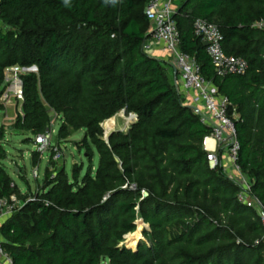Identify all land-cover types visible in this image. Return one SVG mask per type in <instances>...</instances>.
I'll list each match as a JSON object with an SVG mask.
<instances>
[{"label":"trees","instance_id":"trees-1","mask_svg":"<svg viewBox=\"0 0 264 264\" xmlns=\"http://www.w3.org/2000/svg\"><path fill=\"white\" fill-rule=\"evenodd\" d=\"M146 2L0 0V97L6 68L36 71L22 77L11 129L34 138L54 114L59 138L84 130L99 156L80 183L77 170L72 180L46 170L43 192L1 225L12 264H264L256 212L220 165L208 166L210 129L184 106L166 63L143 51ZM198 18L218 27L225 54L247 63L244 75L216 76L193 34ZM175 20L179 50L228 100L237 165L264 204V0H182ZM121 111L136 121L106 143L102 126L108 134ZM4 139L0 126V201L21 199L2 164Z\"/></svg>","mask_w":264,"mask_h":264},{"label":"built area","instance_id":"built-area-1","mask_svg":"<svg viewBox=\"0 0 264 264\" xmlns=\"http://www.w3.org/2000/svg\"><path fill=\"white\" fill-rule=\"evenodd\" d=\"M181 2L182 0H147L143 13L150 22V29L149 37L143 43V51L151 55L154 46H159L171 56V60H165L166 65L176 74L174 86L181 94L184 106L191 108L199 116L201 123L210 129V134L202 142L208 166L214 169L220 165L226 176L234 181L238 188V202L256 212L263 228V234L255 245H264V204H261L251 194V180L240 172L237 165L240 147L233 117H229L228 100L200 74L194 59L179 50L180 38L175 16L179 12ZM262 26V23L257 24V27ZM193 34L202 43H207L206 53L217 77L224 78L246 73L247 63L242 58L228 56L223 51V36L215 24L204 19H195ZM27 72L32 71L18 65L5 69L0 97L2 108L13 104L22 106V77ZM129 116L136 121L132 115ZM53 132V128L49 126L44 133L33 138V143L38 153L45 154L52 151L54 155L51 160L57 161L61 153L56 148L53 149L51 142ZM38 176V169L35 168L32 177L38 179ZM35 198L23 202L21 207L15 205L17 201L15 195L9 199H2L0 201V227L16 210L21 209L27 202L34 201ZM2 241L0 236V264H12L11 258L1 247Z\"/></svg>","mask_w":264,"mask_h":264},{"label":"rangeland","instance_id":"rangeland-1","mask_svg":"<svg viewBox=\"0 0 264 264\" xmlns=\"http://www.w3.org/2000/svg\"><path fill=\"white\" fill-rule=\"evenodd\" d=\"M31 71L36 72L34 68H31ZM17 114H22V109L19 104L3 107L0 111V126H2L5 134V139L2 143L6 152V158L2 161V164L7 174H9L17 186L19 195L21 196V199L16 196V206L21 207L23 202L31 198L33 199L43 192L46 184V170L52 171L53 174L64 171L69 180H72V173L77 170L79 172L78 183L81 182L85 173L90 172L94 174L98 166L99 156L90 141H85L84 130L69 131L68 137L66 139H61L57 135L61 120L54 114H51L49 126L54 130L51 140L52 146L53 149L56 148L61 153L58 160L53 161L51 160L54 155L52 151L46 152L45 154L37 152L33 143V137L30 134L11 129ZM112 118L114 119V127L110 131L111 133H124L128 130L130 125L135 122L122 111ZM102 129L104 132V140L106 136L111 133L109 132L107 134L103 126ZM86 143L89 145L90 150L84 147ZM35 168L38 169V179L32 177V172ZM52 178H54V175L50 179ZM146 230H148L147 226L141 227L140 240L144 239L143 231ZM127 242L125 243L126 246H128ZM128 247L132 248L133 246Z\"/></svg>","mask_w":264,"mask_h":264},{"label":"crops","instance_id":"crops-1","mask_svg":"<svg viewBox=\"0 0 264 264\" xmlns=\"http://www.w3.org/2000/svg\"><path fill=\"white\" fill-rule=\"evenodd\" d=\"M164 63H166L167 60H171V56L169 54H167L166 52H164L159 46H154L152 54L150 55ZM166 60V61H165ZM168 73L170 78L172 79L173 84L176 81V74L174 72V70L172 68H168Z\"/></svg>","mask_w":264,"mask_h":264},{"label":"water","instance_id":"water-1","mask_svg":"<svg viewBox=\"0 0 264 264\" xmlns=\"http://www.w3.org/2000/svg\"><path fill=\"white\" fill-rule=\"evenodd\" d=\"M190 13V12H189ZM186 14V13H185ZM203 46L204 47H207V43H203ZM122 112H124V111H122ZM135 119H136V116L135 115H132ZM108 138H109V135L108 136H106V138L104 139V141L106 142V143H108ZM147 196V193H143V197H146ZM29 249H31V248H29Z\"/></svg>","mask_w":264,"mask_h":264},{"label":"clouds","instance_id":"clouds-1","mask_svg":"<svg viewBox=\"0 0 264 264\" xmlns=\"http://www.w3.org/2000/svg\"><path fill=\"white\" fill-rule=\"evenodd\" d=\"M65 2L67 3V0H65ZM106 2H107V0H106ZM113 2H114V0H113Z\"/></svg>","mask_w":264,"mask_h":264},{"label":"bare ground","instance_id":"bare-ground-1","mask_svg":"<svg viewBox=\"0 0 264 264\" xmlns=\"http://www.w3.org/2000/svg\"><path fill=\"white\" fill-rule=\"evenodd\" d=\"M130 121V120H129ZM111 133V132H110Z\"/></svg>","mask_w":264,"mask_h":264}]
</instances>
